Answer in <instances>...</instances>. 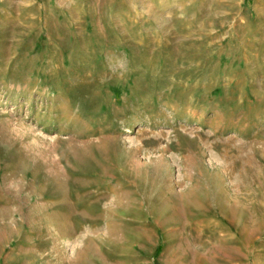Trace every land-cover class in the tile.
<instances>
[{
	"label": "rangeland",
	"instance_id": "obj_1",
	"mask_svg": "<svg viewBox=\"0 0 264 264\" xmlns=\"http://www.w3.org/2000/svg\"><path fill=\"white\" fill-rule=\"evenodd\" d=\"M189 14L0 0V264H264L261 51Z\"/></svg>",
	"mask_w": 264,
	"mask_h": 264
},
{
	"label": "crops",
	"instance_id": "obj_2",
	"mask_svg": "<svg viewBox=\"0 0 264 264\" xmlns=\"http://www.w3.org/2000/svg\"><path fill=\"white\" fill-rule=\"evenodd\" d=\"M157 2L158 10L176 9L190 12L191 20L200 29L199 42L205 45L204 50L241 48L244 45L261 51V54H255L254 65L264 64V0H252L247 7H243V0ZM202 29L205 30L204 33Z\"/></svg>",
	"mask_w": 264,
	"mask_h": 264
},
{
	"label": "bare ground",
	"instance_id": "obj_3",
	"mask_svg": "<svg viewBox=\"0 0 264 264\" xmlns=\"http://www.w3.org/2000/svg\"><path fill=\"white\" fill-rule=\"evenodd\" d=\"M211 159V158H210Z\"/></svg>",
	"mask_w": 264,
	"mask_h": 264
}]
</instances>
